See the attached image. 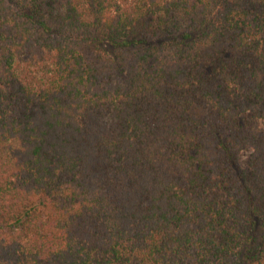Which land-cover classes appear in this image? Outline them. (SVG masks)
I'll list each match as a JSON object with an SVG mask.
<instances>
[{"label": "trees", "instance_id": "trees-1", "mask_svg": "<svg viewBox=\"0 0 264 264\" xmlns=\"http://www.w3.org/2000/svg\"><path fill=\"white\" fill-rule=\"evenodd\" d=\"M0 264H264V0H0Z\"/></svg>", "mask_w": 264, "mask_h": 264}, {"label": "rangeland", "instance_id": "rangeland-1", "mask_svg": "<svg viewBox=\"0 0 264 264\" xmlns=\"http://www.w3.org/2000/svg\"><path fill=\"white\" fill-rule=\"evenodd\" d=\"M250 153H251V150H245L242 152V154L240 155L241 165H243V166L246 165V162H247V159H248Z\"/></svg>", "mask_w": 264, "mask_h": 264}]
</instances>
